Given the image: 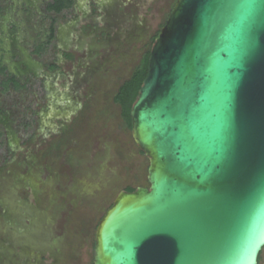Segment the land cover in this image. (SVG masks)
I'll list each match as a JSON object with an SVG mask.
<instances>
[{
    "label": "water",
    "instance_id": "obj_1",
    "mask_svg": "<svg viewBox=\"0 0 264 264\" xmlns=\"http://www.w3.org/2000/svg\"><path fill=\"white\" fill-rule=\"evenodd\" d=\"M129 116L147 186L118 191L92 264H258L264 0H176Z\"/></svg>",
    "mask_w": 264,
    "mask_h": 264
},
{
    "label": "rangeland",
    "instance_id": "obj_2",
    "mask_svg": "<svg viewBox=\"0 0 264 264\" xmlns=\"http://www.w3.org/2000/svg\"><path fill=\"white\" fill-rule=\"evenodd\" d=\"M69 1L0 0V264H90L118 191L146 186L113 96L173 0Z\"/></svg>",
    "mask_w": 264,
    "mask_h": 264
},
{
    "label": "trees",
    "instance_id": "obj_3",
    "mask_svg": "<svg viewBox=\"0 0 264 264\" xmlns=\"http://www.w3.org/2000/svg\"><path fill=\"white\" fill-rule=\"evenodd\" d=\"M175 1L176 0H173L170 3L169 10ZM70 6H71V1L69 0H52V2L48 4L47 9L48 11H52L54 13H60L62 10L67 9ZM169 10L164 14L163 22H161L159 29L162 27L164 20L168 15ZM158 31L153 36L150 37V40L145 45V50L141 54L137 63L134 65L130 76L119 85L117 91L113 96V102L119 107L120 122L123 128L128 130L129 132H130L129 112L138 96L139 88L141 87L142 82L146 76L150 49ZM51 38H52V30L50 29V34L48 36V39ZM3 71H4V67H0V73H3ZM138 153L141 156H143L141 151L138 150ZM142 176H143V171L141 166H139L137 168V172L134 175V178L136 179L137 183L140 184V182L142 181ZM145 185L147 186L146 180H145ZM136 187L137 186H132V185L126 186L124 190L128 192H132L135 190ZM90 264H92V262Z\"/></svg>",
    "mask_w": 264,
    "mask_h": 264
}]
</instances>
